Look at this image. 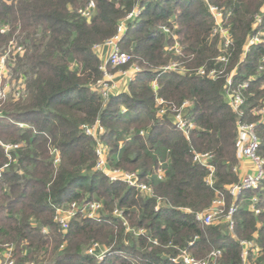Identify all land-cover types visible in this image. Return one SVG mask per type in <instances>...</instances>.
<instances>
[{
    "label": "trees",
    "instance_id": "obj_1",
    "mask_svg": "<svg viewBox=\"0 0 264 264\" xmlns=\"http://www.w3.org/2000/svg\"><path fill=\"white\" fill-rule=\"evenodd\" d=\"M89 1L0 0V29L9 27L0 31V48L20 36L25 53L14 70L26 89L21 98L0 101V167L7 164L0 175L1 250L12 245L14 264H171L168 257L179 249L196 259L217 249L220 264H240L238 240L243 239L257 248L250 251L249 263L264 264V181L243 195L257 196L259 213L239 197L232 232L225 224L206 226L195 219L216 191L224 194L225 207L230 205L224 187L239 179L237 123L254 122L253 110L264 106V71L258 70L264 41L241 60L247 38L264 31L254 26L264 0H92L94 14L85 20L77 10ZM209 5L223 9V27L232 40L225 73L215 80L196 73L200 67L223 66L215 60L222 45L219 35H211ZM136 6L141 13L126 22L120 48L139 71L124 90L103 97L93 88L102 72L92 47L113 36ZM163 26L177 36L180 54L166 50L173 40ZM172 61L184 72L162 71ZM233 68V88L244 99L240 117L224 97L225 75ZM156 98L171 112L188 102L182 112L195 127L185 135L169 111L158 117ZM95 121L103 128L99 140L108 148V166L137 172L149 193L110 182L94 170L96 143L81 126ZM256 133L264 159V126ZM7 142L18 145L9 157L1 145ZM196 152L212 155L211 184L205 181L208 170L193 161ZM158 199L161 206L155 210ZM93 201L101 203L99 219L78 213L65 233L53 221L56 208ZM114 208L145 234L125 232ZM92 243L108 250L103 260L86 254Z\"/></svg>",
    "mask_w": 264,
    "mask_h": 264
},
{
    "label": "built area",
    "instance_id": "obj_2",
    "mask_svg": "<svg viewBox=\"0 0 264 264\" xmlns=\"http://www.w3.org/2000/svg\"><path fill=\"white\" fill-rule=\"evenodd\" d=\"M148 1V0H145ZM142 7H134L119 23L117 26L116 33L110 38L104 40L102 43L95 44L92 48L94 53L100 59L99 69L102 72V78L97 81L96 85L93 87L94 90H97L103 97H107L112 93L118 92L119 81H114L115 75L110 73V70H119V73H123L125 75L127 72H130L132 77L139 71V68L135 65H130L129 62L131 57L127 52H124L120 48V43L126 31V22L132 21L140 15ZM209 13L214 19V25L212 31L213 35H219V39L222 45L220 49V53L215 58L217 62L223 63L220 70L209 69L206 70L205 67H200L197 69V74L201 76H206V78L215 80L221 77L225 73V66L228 62V54L227 49L231 45L232 40L229 37L228 31L225 27H223V9L214 5L208 6ZM95 11V2L89 1L83 7L78 8L77 13L85 20L91 19ZM264 16V7L261 10L260 14L255 15L254 26L258 28L260 25L264 28L263 22ZM176 27V26H175ZM162 32L170 33L173 43L170 46L166 47V50L173 52L175 54H180L181 45L177 40V36L173 34L169 27H161ZM7 30L6 26H3L0 31L5 32ZM264 41V31H258L256 34L251 35L247 38L245 44L243 45V52L241 54V60L244 58L245 53L249 50V48L253 45H257L263 43ZM5 47L4 50L0 52V99L5 98H13L18 99L24 96V86L19 89L15 88L13 84L11 87L5 78L8 73V60L9 54L11 52L12 56H21L23 54V48L19 45L16 47L13 41H10ZM22 50V51H21ZM127 69H123V67L127 66ZM130 69V71H128ZM162 71H170V72H184L185 69L180 66V64L172 61L169 62L165 67L161 68ZM259 71H264V55L260 59V63L258 66ZM235 74V68H233L228 74L225 75V83H224V97L227 100V104L230 106L231 110L237 115L242 116V105L244 103V99L238 90L233 88V79ZM20 81L23 82L21 79ZM152 88L156 89V82L153 81L151 83ZM246 83L243 85L246 87ZM9 87L12 89L10 91ZM242 87V85H241ZM264 88V84L262 85ZM156 105L158 106L157 115L158 117H164L168 111L170 112V118L172 119V123L182 131L185 135L187 132L194 128L195 125L193 122L189 121L183 115V109L188 106V102H184L178 109L174 112L170 111V108L167 107L164 100L161 98L155 99ZM264 102V101H263ZM256 116V120L254 122H244L239 121L237 123L236 129V148H237V158H238V166L234 168V170L239 173V179L236 183H232L224 187V192L228 194L232 201L228 207H225V199L224 194L221 191H216L215 197L212 200L209 207L204 209L203 211L195 213L196 221L200 222L203 225L209 226L213 224H225L227 229L232 232L234 228V214L237 210V201L239 197H242L245 192L258 188L262 181H264V159L260 157L258 154L259 147V138L256 133V127L258 125L264 126V106L254 109L252 112ZM22 126V124H19ZM81 129L83 132L90 136L96 143L95 146V165L94 170L100 171L102 174L110 182L120 181L126 184L128 187L134 188L141 193H149V186L141 180L137 172L134 171H125L118 168L109 167L107 164V154L108 148L102 144L99 140L103 128L98 121H95L93 124L82 125ZM7 154L8 152L18 145L16 144H1ZM212 155L210 153H194L193 161L201 164L208 170V175L205 181L209 184L212 183V173H213V165L211 164ZM248 161V168L246 172H242L240 170V162L241 160ZM59 160L58 155H55L53 160L54 163H57ZM7 164L3 165L5 168ZM3 167L0 168V175L3 171ZM163 174V170L160 168L157 171V175L160 178ZM247 201V205L249 210L253 211L256 215L259 213V209L256 206L258 203V198L255 195L250 197H245ZM161 200L158 199L155 205V210L159 208ZM101 209V203L97 201H93L87 204L78 205L76 202H71L65 207H58L55 209V213L53 215V221L59 226L61 232L65 233L70 220L78 213L83 214L84 217L88 219H99ZM114 217L119 218L122 222V225L125 228V232H131L136 236H142L145 234V230L143 228L133 229L131 228L127 221L123 218L121 210L118 208H114L112 211ZM43 233H46V228H41ZM153 245H157V241L155 239L151 240ZM239 245L241 246V261L240 264H250L248 261V256L250 251L255 250L256 245L252 241L248 240H238ZM191 244V243H190ZM257 249V248H256ZM11 250L5 249L2 253V260H0V264H14V259L11 257ZM106 248L100 247L97 243H92L87 249L86 254L93 255L96 257L98 261L103 260L105 254L107 253ZM221 253L217 249L211 250L204 259H196L193 257L186 249H179L178 252L174 255H170L168 260L171 264H220L219 257ZM30 264V263H27Z\"/></svg>",
    "mask_w": 264,
    "mask_h": 264
},
{
    "label": "rangeland",
    "instance_id": "obj_3",
    "mask_svg": "<svg viewBox=\"0 0 264 264\" xmlns=\"http://www.w3.org/2000/svg\"><path fill=\"white\" fill-rule=\"evenodd\" d=\"M4 26H6L7 27V30L5 31V32H1V33H7L8 31H9V27H8V25H4ZM3 27V26H2ZM1 27V28H2ZM10 41H13L14 42V45H16V47H18L17 45H19V46H21L22 48H23V54L25 53V50H24V45L23 44H20V36H13V38L12 39H10L9 41H8V43L4 46H2L1 48H0V52L2 51V50H4L5 49V47H8L7 45L9 44V42ZM23 54L21 55V56H18V57H16V56H12V54H11V52H10V54H9V58H7V59H9L8 60V68H9V70H8V73H7V77L4 79L5 80V83H6V81L9 83V86L11 87V85L13 84V86L15 87V88H19V89H21L23 86H24V94H26L25 92H26V89H25V83L24 82H22V81H20L22 78V75L20 74V72H15V68H16V61H17V59L19 58V57H22L23 56ZM128 68V67H127ZM127 68H125V69H127ZM128 71H130V69H128ZM120 71L119 70H110V73L112 74H114L115 76H116V73H119ZM126 79H125V77L124 76H116L115 78H114V81H119L120 82V84H119V87L121 86V84H123L124 82H126L125 81ZM9 87V89H10V91H12V89ZM118 89H120V88H118ZM8 99V98H7ZM3 100V99H2ZM0 101H1V99H0ZM10 143V142H9ZM2 144H8V142L7 143H2ZM10 144H12V143H10ZM0 168H2V167H0ZM3 170H4V167H3ZM243 197H245V196H243ZM10 248H12V245H7V244H4V246H3V249L1 250V248H0V260H2V253L5 251V249H10Z\"/></svg>",
    "mask_w": 264,
    "mask_h": 264
},
{
    "label": "crops",
    "instance_id": "obj_4",
    "mask_svg": "<svg viewBox=\"0 0 264 264\" xmlns=\"http://www.w3.org/2000/svg\"><path fill=\"white\" fill-rule=\"evenodd\" d=\"M122 74L123 73H116V76H122ZM115 76V77H116ZM124 77H125V81L126 82H124L123 84H121V86L119 87L120 89H118V91H122V90H124L125 89V87H126V84H127V82L132 78V75L130 74V72H127L125 75H123ZM120 84V83H119ZM247 168H248V161H246V160H241V162H240V170L242 171V172H246L247 171Z\"/></svg>",
    "mask_w": 264,
    "mask_h": 264
}]
</instances>
